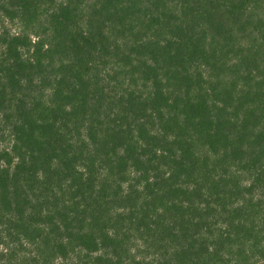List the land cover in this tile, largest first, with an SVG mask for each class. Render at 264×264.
Segmentation results:
<instances>
[{
  "label": "trees",
  "instance_id": "1",
  "mask_svg": "<svg viewBox=\"0 0 264 264\" xmlns=\"http://www.w3.org/2000/svg\"><path fill=\"white\" fill-rule=\"evenodd\" d=\"M0 264H264V0H0Z\"/></svg>",
  "mask_w": 264,
  "mask_h": 264
}]
</instances>
